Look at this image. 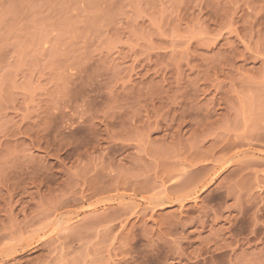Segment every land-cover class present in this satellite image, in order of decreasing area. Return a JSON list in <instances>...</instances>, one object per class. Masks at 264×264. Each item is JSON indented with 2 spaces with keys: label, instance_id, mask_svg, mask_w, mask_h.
<instances>
[{
  "label": "rangeland",
  "instance_id": "obj_1",
  "mask_svg": "<svg viewBox=\"0 0 264 264\" xmlns=\"http://www.w3.org/2000/svg\"><path fill=\"white\" fill-rule=\"evenodd\" d=\"M0 264H264V0H0Z\"/></svg>",
  "mask_w": 264,
  "mask_h": 264
}]
</instances>
